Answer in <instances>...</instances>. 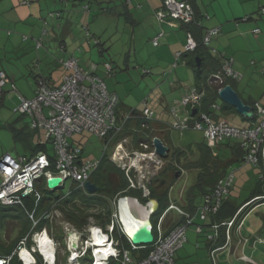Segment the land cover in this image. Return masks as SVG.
<instances>
[{
  "label": "built area",
  "instance_id": "built-area-1",
  "mask_svg": "<svg viewBox=\"0 0 264 264\" xmlns=\"http://www.w3.org/2000/svg\"><path fill=\"white\" fill-rule=\"evenodd\" d=\"M163 5V8L156 12L157 19L161 22L168 18L177 22H191L194 18L192 6L185 0H164ZM262 10L264 11V8ZM253 32L259 34L260 29L257 28ZM217 33H219L218 28L207 30L204 43L208 44ZM161 35L160 32L153 39L154 45L159 44ZM197 47L196 38L191 32H187L185 50L194 51ZM177 55L180 56L181 52H178ZM233 61V58L225 61L222 73L214 75L216 78L215 83L218 81L220 84L224 81V78L239 75L232 67ZM65 65L74 72L65 77L60 87L52 88L44 78L40 77L37 81L34 97L28 99L19 93L18 102L14 107L15 112L32 118V128H42L46 131V139L53 145L55 159L51 160L45 152H38L30 159L24 156L15 158L11 154H5L0 158V203L5 206L23 207L25 198L33 197L36 202L34 209L27 211V213L34 221V227L39 221L36 210L42 194L38 190L37 184L41 179L45 178L47 185L48 178L61 177L63 181L59 188H64L69 180L73 184H77L78 187L86 188V184L92 181L93 172L99 167L100 160L87 159L84 155L83 145L73 144L70 138L76 133L88 132L103 139L110 133H120L130 117L127 115L123 119V117L118 116L119 98L107 89L106 83L101 77L82 71L73 58L67 60ZM106 68L108 73L112 71L109 64H106ZM9 83H11L12 90L17 91L15 83L8 78L4 71H0V97L5 93L4 86ZM223 86H219L217 92ZM204 96L205 91L199 87H194L186 92L180 102L186 110L185 114L180 113L176 107H173L171 113L174 119L170 123L171 128L180 132L188 130L201 131L210 147H216L218 142L222 140L236 141L244 150V161L255 168H259L260 178L264 179V105L255 102V122L250 126L239 127L224 119H216L215 115L210 112L200 110ZM194 108L197 109L196 114H193ZM210 109L216 113L221 110V105L214 102ZM143 115L151 119L153 111L145 108ZM117 147L120 148L121 144ZM144 147L148 148L147 145ZM117 153L113 154L116 156ZM152 155L155 156V152ZM117 157L122 156L117 155ZM122 161L123 164L120 167L125 171L130 187L145 188V182L148 178L144 172L137 168L136 162L126 163L123 158ZM133 171L138 173L141 182H137ZM234 179V173L228 172L219 178L214 186L205 193L202 204L197 207L194 213L187 212L176 203L171 202L154 226V241L150 244V253L141 259L135 258L136 256L133 255L132 250H138L144 246L130 243V247H126L120 240L121 236L125 234V228L121 220L122 201L129 200L139 205V200L128 196L119 197L113 203L114 209L110 223L105 229L96 223H91L86 227L81 237L78 234L76 235L73 242L71 240L73 231L67 233L66 246L69 251H73V262L81 264L80 259L90 252L92 260H89V264H109L112 259L119 261L120 264H176L175 254L188 241L187 231L189 226L195 225L198 234L205 231L206 222L211 215H215L222 207L234 184ZM130 202H126V204H130ZM147 207L150 210V216L153 215L155 211L152 209V201L147 203ZM170 211H175L184 217L185 221L176 225L167 233L164 227V219ZM238 214L239 212L227 221L211 225L210 228L215 232L207 235L208 240L215 241L219 237L221 227L226 226V236L229 242L230 229L235 225ZM42 216L44 219H52L53 211H47ZM198 219L203 220L205 223H197ZM34 227L31 236L35 244L28 247L27 237L21 241L18 248L20 261L22 264H37L34 255L39 252L41 264H56V251L61 243L50 235L46 228L38 231ZM43 234L48 236L49 243L45 245L48 246L45 249L53 251L51 257L46 256L38 243L40 236ZM73 234L76 233L73 232ZM98 234L106 237L102 246L105 252L100 250L101 246L96 245ZM116 234L120 238H117ZM68 237L70 239L67 241ZM24 249L32 255V262L23 258L22 251ZM218 250L220 249L213 250L212 254ZM9 260L10 258L5 259V264H9Z\"/></svg>",
  "mask_w": 264,
  "mask_h": 264
},
{
  "label": "rangeland",
  "instance_id": "rangeland-1",
  "mask_svg": "<svg viewBox=\"0 0 264 264\" xmlns=\"http://www.w3.org/2000/svg\"><path fill=\"white\" fill-rule=\"evenodd\" d=\"M31 2L32 5L36 7L38 6V4H40L41 8L38 12L37 11L35 12V17H31L30 21H28L26 24L30 26L34 24L38 25L39 38L41 37L43 30L45 29L46 31H48V33L42 36L44 41H48L52 37H56L58 41H63V39L66 38L64 37L63 29H58L57 26L60 25V23L64 24L67 20H70L72 22V24H70L71 34L67 37H70V39L73 40V27H76L77 36L80 39H82L83 42L86 40L85 30L83 29L84 24H80V22L82 21L80 17H82L83 14L88 15L87 12H84V6L89 3V0H31ZM143 2H144L143 0H139V2L137 3L143 4ZM161 2L163 7V0H161ZM73 3L75 4V8H74L75 11L72 10ZM225 3L226 0H219V2L217 0L215 2H213V0H206L202 5V10L204 11V13H208L210 17L213 16V11H216L217 15L221 19H223V21H225L227 19V17L225 16L226 11H222V8H219L220 5L225 6L226 5ZM0 4H3L0 6H2V9H4V7L8 4H9L8 7H10L11 1L2 0ZM68 7H70L71 9H68ZM261 7L262 6H259L257 10H254L256 12H253V16L258 17L257 19L260 20L259 22L260 25H264V14L261 16L258 15L259 10L261 12ZM132 8L133 11L136 13V8L135 7ZM57 11L62 12L61 17L49 16L51 12L58 13ZM91 13L92 14L90 17V23H85V24H89V29H90L89 31H91V33L95 37H99L103 42V45L106 44V47L107 46L109 47L108 50L106 48V55H102L103 58L97 57L95 62H100V61L103 62L105 60H108L113 64L115 74L119 72L121 69L124 70V72L126 73L128 72L130 77V84L133 87L132 95H133V101L135 107L138 108L139 110L143 109L145 107L143 100L146 98H150L148 106L153 109H155V107L158 106V109H160L159 111L158 110H156V112L154 111L155 113L154 119L155 118L157 119V116L160 115L159 116L160 119L164 120L165 122L172 123L174 117L171 111L168 110H171L173 108L172 107L170 109L174 101L173 100H172L173 102L169 101L171 97L169 96V94H172L174 91V95L179 96L182 91V88L178 87L177 89L176 86H174L175 87L174 90L171 91L169 84L171 85V83L174 82L175 80L178 81L180 80V84H179L180 86L193 84L194 81L196 80V74L194 72V68H192V66L187 65L186 67L184 66L181 70H176V68L180 65L178 64L177 67L174 68L171 73H169L174 63L167 66L166 68L159 67L158 65H147V61L145 60H149L150 62L151 61L158 62V60L164 61L163 57H157L155 53H157L158 51L159 52L165 51L168 48V46H170V43L167 42V37H162L161 45L157 47L152 44L151 41L152 36L143 35L145 34L144 28L139 29L137 26H134L129 22H125L124 20H122V22H120L121 24H119L117 18L113 17L111 14L108 15L105 13H100L97 12V10L95 9H92ZM246 16L247 15H243L240 16L239 18H234L233 20H229V22H231L233 26L230 28V31H232V33L229 35L224 30L219 35L214 36L211 42L209 43V45L211 44L210 47H212L216 51L225 52L228 55L233 56L235 60L233 68L236 71L240 72V74L243 76L242 79L237 84V90L245 97V99L246 98L248 99L249 96H252L253 98H256L257 101L264 103L263 101L264 74L261 73L264 69L263 66L264 43L263 45L261 43V39L263 36L260 35L259 37H256L254 34L251 33V31L245 33L242 28H239L240 25H244L247 23V21H243V19L246 18ZM4 20L5 19H3L2 15L0 14V22L3 23V26L0 27V29L3 32V34H5L6 38H9V36H7L8 31L13 30L14 25H11L12 23L10 20L9 21L7 20L4 21ZM83 22H87L85 18ZM209 28H212V25ZM233 28L236 30H234ZM141 32H143V34H141ZM75 35H76V31H75ZM112 35H113V39L111 40ZM137 35L138 36L141 35L143 37L142 38L143 42H142V47L140 49H137L136 52V50L134 51V46H135L134 37ZM218 39L219 41H217ZM218 42L220 46H215V43ZM212 44H214V46ZM91 46L90 47L93 48V50L96 51L99 50V47L97 45H93L92 43ZM226 49L230 50L231 52ZM235 51L239 52L238 56L235 55ZM109 52L111 55L109 54ZM129 52H131L130 58L132 59L129 60L131 64H129L128 62L126 63L124 62L125 59L124 57H126ZM135 52L136 55L134 54ZM1 53L2 54L5 53L3 47H0V54ZM9 54L11 55V53ZM80 54H81L80 56L81 60L84 58L90 59L89 54L85 52ZM135 57H137L138 59H136ZM93 59L94 58H92L91 60L93 61ZM136 60H138V63L136 62ZM8 61L12 62L14 60L13 59L11 60V58H9ZM17 61L20 62V59H17ZM140 62H143V64H139ZM2 65L4 67L6 66L7 68H9L8 62H6V60L4 61V59H3V64L2 62H0V68H2ZM34 68L35 67L31 69L33 70L32 74L26 72L24 76L20 75V79L17 83L19 88L25 86L23 82L27 83V85L30 86L27 80L32 81L33 74L38 73L37 69ZM144 69L150 70L151 73L144 74L143 73ZM206 73L207 70L203 72V75L205 76ZM115 74L113 76H115ZM111 77L106 76L108 80L111 79ZM7 89L8 88L6 87L4 90L8 91ZM153 91H157V94H154L152 96ZM162 93L167 98L164 100V102H160L159 99L160 96H162ZM13 95L14 94L8 95V93L6 92L4 97H0V156L2 154L4 155L6 153H11L12 156L18 158L19 155H24L26 150V143L21 140H16V138L14 137L13 130H11V128L12 125L22 124V122L24 124L25 122L27 124H31V118L28 116H21L20 114L14 111V106L17 103V94L15 95V97L12 98ZM153 100L154 102L152 103ZM217 102L220 105H222L221 99H218ZM160 104H162L163 106L159 107ZM173 105L176 106V108L181 112L182 104L179 105L178 103ZM165 106L168 107V110H164ZM218 114L221 116V118L227 120L232 125L239 127L250 125L249 121L244 120L243 117L238 112H235L232 109H228V108L226 109L223 107L221 111H218ZM20 117H22L23 119L18 121ZM136 123L137 122H135V124L132 125V128L137 127ZM169 131H170L169 137L171 138L170 139L171 141L167 140L168 143L167 145H169V147L173 150L175 149L173 146L185 148L189 145H193L194 146L193 148L195 149L196 143H202L204 141L203 132L198 130H188L185 132H180L171 129ZM70 140L73 142V144L83 145L84 154L86 157L99 158L101 157L102 152L106 148V143L102 139L88 132H84L82 134L76 133L73 135L72 138H70ZM119 144H121L120 148L117 147ZM234 144H235L234 141H228V140L219 141L218 146L214 147L212 150V153L216 157L214 155L210 156L208 163L211 165H216L217 170L215 171L218 174L220 173L219 171L223 168L226 169L228 173H234L235 179H234L233 188L230 192V196L235 198L236 201H238V203H243L248 198H250L253 192V186L257 177L259 176L258 173L259 170L255 169L253 165L246 163L244 161L241 151H240L241 153L239 152L238 154L233 155V151L231 147H233ZM49 147L51 150H53L51 143L49 144ZM111 148L110 147L108 148L109 150L112 151L110 156L118 166L120 165L122 166L123 164L122 158L126 163L136 162L137 168L146 174L148 180H150V178L156 175H160L162 167L168 165L169 162H173L177 166H179L180 168L177 169V171L178 172L181 171V172L179 173L178 177L174 178L173 173L170 172L167 173V175L164 178L168 179L170 185L173 184V187L170 191V196L172 201L176 202L180 206L185 205L187 201V192L196 183V177L199 172L198 167L197 168L193 166L187 167L188 163L184 165L181 163L178 164L177 163L178 161L173 160L172 157L164 158L157 155L156 157H154L152 153H154L155 150L151 146L148 149L137 148L134 145L131 137H125L124 139L120 140L115 146H111ZM117 151L119 152L117 153ZM144 151L145 152L149 151V153H147L148 155H144L142 153ZM113 153H117L116 156ZM117 155H122V157H120L121 159L117 157ZM151 159L155 161L153 162L151 161ZM192 159L193 157L191 156L190 160ZM221 161L225 163L228 162L227 167L224 166ZM183 163L185 162L183 161ZM142 164L145 165L146 167H143ZM177 166L175 168H177ZM182 166H184V168ZM140 177H142V175H140ZM71 189H72V182L69 180L66 182L64 188L55 190L62 195L59 196L58 201L56 203L60 204V202L64 200L63 195L66 196ZM144 192H145V196L146 194H149V192L146 190ZM157 192L160 193L161 191L159 190ZM195 193H196L197 204L200 206L203 202V198L200 197L199 191H196ZM142 203L145 204L144 202ZM258 206H259L258 208L260 207L261 208L257 210L255 213H253L251 217L246 218L245 222H243V224H245L243 227L244 234L247 233L246 231L248 227L252 229H256L258 226L263 225L261 218L262 216H264V203H261ZM249 208L250 207H248L247 210H249ZM64 218H65L64 213L62 211L60 210L53 211V217H52V221L54 224L53 231L57 232V229L61 227L65 235L64 236L65 241L68 232L73 231L74 233H76L75 235L78 234L79 237H81L82 234H84L86 227L84 229H78L72 223L66 221ZM170 218L173 219L174 217L171 215ZM90 220L91 222H94L93 221L94 219L90 218ZM197 223L203 224L205 222L201 219H198ZM17 226H19V223L17 222H8V224L4 222V224L0 226V238L3 239L2 241L5 242L12 239L13 233L15 232ZM214 232L215 231L210 227H205V231L201 234H198L196 232L195 225L189 226L187 231L188 241L175 254L176 264H212L213 260L211 257V252L207 248L205 241L206 239L208 240L207 235ZM23 239L24 238H22V240ZM69 239L70 238L68 237L67 241ZM21 241L19 242V244H21ZM31 243H32L31 246L35 244V242L33 241H31ZM125 244L127 245L128 242L125 241ZM27 245H29L28 242ZM141 248L138 249V251H140ZM24 250L22 252H24ZM71 255L72 253L67 249V247L61 244V246H59L57 253L58 264H75L74 262H71L72 261ZM216 257H217L216 260H218L219 262L223 260L221 252L216 253ZM230 258L233 259V261H230ZM225 262L226 264H244L241 263L239 259H237V257L232 255H229V258L225 260ZM110 264H120V262L112 259Z\"/></svg>",
  "mask_w": 264,
  "mask_h": 264
},
{
  "label": "trees",
  "instance_id": "trees-1",
  "mask_svg": "<svg viewBox=\"0 0 264 264\" xmlns=\"http://www.w3.org/2000/svg\"><path fill=\"white\" fill-rule=\"evenodd\" d=\"M1 1L2 0H0V2ZM119 1L124 7L129 8V5L131 3H133L134 0H119ZM185 1L192 6V8L194 10V18L191 22L180 21L179 23L183 26V28L186 31V40H187V32H191L198 42V47L194 51H186L185 45H184V48L182 49V51H178V52H181L180 56L177 55L178 52L175 53L176 62H174V65H173V67L169 73H171L172 70L177 67V65L179 64V61L182 57H184V56L191 57L189 64H190V66H192V68H194V72L196 74V87H199L200 89H203L205 91L203 105H202V108L200 110L205 111V112H210V113L215 115V113L212 112L210 108H211V105L214 102H216L219 98L218 94H217V88L221 85L231 84L237 90V84L242 79L243 76L240 74V72L236 71L233 68L234 71L239 74L237 77L230 76V77H227L226 79L223 77L224 81H222L220 84L218 81H217V83L214 82V81H216V78L214 75L221 74L225 61L233 58V56L224 54L222 56V59H223L222 62L214 59V57L211 55V52L208 49L209 43L211 41L208 44H205L204 43V36L206 34V31L209 29H213V28L219 29V33H217L215 36L219 35L221 33L220 32L221 30L219 27L207 28L204 25H202L201 19L202 18L208 19L209 18L208 15H201L200 14L199 7L197 6L196 0H185ZM112 2H114V1L113 0H102V1L89 0V3L84 6V12L91 13L92 9H95V10H97V12H100V13H105L108 15L112 14L116 11L115 6L114 7L109 6V4ZM27 3H29V1H27ZM163 3H164V0H163ZM137 6H138V4H137ZM161 8H163V7L161 6L159 9H161ZM263 8H264V5L261 7V12H260V10L258 12L259 16L264 14V11L262 10ZM159 9H157V10H159ZM157 10L155 11V15H156ZM122 14H123V16H126L127 14H129V12L126 11V12H123ZM49 16L50 17H56V16L61 17L62 12H58V13L51 12L49 14ZM156 18H157V15H156ZM127 19H129V18H127ZM250 19H251V15H247L246 18L243 19V21H249ZM167 20H170V18H168ZM129 21H132V20H127V22H129ZM238 21H239V19H238ZM83 29L85 30V34H86L85 35V38H86L85 43H87V45H92V43H93V45H97L99 47V52L101 53V55H104V53L106 52V48L104 47L101 39L99 37H95L91 33V31H89L90 30L89 24H84ZM45 32H46V30H45ZM260 32H261V30H260ZM155 37L156 36H154L151 40L152 44H153V39ZM37 42H38V45H41L40 44L41 42H39V41H37ZM185 44H186V42H185ZM160 45H161V43L159 42L158 45H154V46L158 47ZM61 49L62 50L66 49L65 44H62ZM76 52L77 53L70 54L66 59L60 60L61 65L67 71L66 75L64 76V79L66 76L71 75L72 72H74V70L68 69L65 65V62L67 60H69L70 58H73L77 61L78 67L82 71H84L86 73H92V74H95V75L101 77L104 80V82L106 83L107 89L110 92L115 93L108 88V85L106 82V76L111 77L115 74L113 64L111 62H109L108 60H105V61L99 62V63L94 61L91 63L89 68H85L81 65L80 58L78 56V54L82 53L81 46H78L76 48ZM196 57H199L201 59V65L200 66H197ZM233 60H234V58H233ZM234 61H233L232 67L234 65ZM106 64H109L112 67V71L110 73H108V71H107ZM99 65H102L104 70H105L104 76L100 75L98 72ZM205 70H207V73L204 76L203 72ZM1 71H4L6 73L5 70H1ZM143 73L144 74H150L151 72L148 69H144ZM261 73L264 74V69ZM40 77L44 78L45 81H47L49 86L52 88L60 87L62 85V83L64 82V79H63V82L60 85L53 86L50 82V79L38 71L37 77L35 78V81H36L35 92L37 89V81ZM8 78H9V76H8ZM115 94L119 98V103H118V107H117L118 116L123 117V119H124L125 116H121V114L119 112L120 97L117 93H115ZM243 100L250 105L254 104V101H252V100L250 101L249 99H245V98H243ZM17 102H18V97H17ZM146 102H147V98L144 100L143 103L146 104ZM221 107H222V109L224 107L226 109L227 108L232 109L235 112H237L234 107H232V106H230L224 102H222ZM145 108H148V107H145ZM150 110H152V109H150ZM143 111H142V113L141 112L138 113V111L136 109H132L130 111V113L128 114L130 117L127 120V122L125 123V126H124L125 128L120 133H117V134H111L110 133L108 136H106L105 138L102 139L106 143V148L102 152L101 157H99V158L86 157L87 159H92V160L98 159V160H100L99 167L97 168V170H95L93 172V174L91 176V180H92L91 182L96 184L98 187L95 192L90 193L86 188L78 187L77 184L72 183V189L70 190V193L66 196L63 195L64 200H62V202H60V204H57L56 202L58 201V198L61 194H59L58 191L48 189L47 185H46V179L45 178L41 179L37 184V188L41 192L42 195H41L40 203L38 204V207L36 210L37 211L36 215H37V218L39 219V221L35 227H34V221L29 217V215L27 213V211H32L34 209L36 202L33 199V197H30V196L26 197L23 207H21V206H5V205H2L0 203V226H2L4 224V222H6L7 224H8V222L19 223V226L16 227V230L13 233L12 239L9 238L10 239L9 241L4 242V241H2L3 239L0 238V257H4V258H6V260L8 258H10L9 264H22V262L20 261L19 256L16 253V251L20 245L19 242L22 240V238H25V237L28 238V241H27L29 243L28 246L31 247V244H32L31 243V241H32L31 240V234H32V231H34L33 227L35 228V230H39V231L42 230L43 228H46L49 231L50 235H52L61 244L65 245V240H64L65 235H64V232L61 229V227H59L57 229V232L53 231L54 224H53L52 219H50V218L44 219L42 216L45 212L50 211V210L62 211L64 213V217H65L64 219L66 221L72 223L78 229H84L85 227H87L91 223L90 218L94 219L93 221L96 224L102 226L105 229L107 227V225L110 223L111 214H112L113 209H114L113 203L119 197L132 196V197H136V198L140 199L144 203H146L148 201V198H154V199H157L160 203L159 210L153 216L154 222L155 223L157 222L159 217L162 215V213L168 208V206L172 202V199L170 196V191L173 187V184L170 185L168 182V179H166L164 177L167 175V173H170V172L173 173L174 178L178 177L177 174H179L181 171L178 172L177 169H179L180 167L177 166L173 162H169L168 165H165L162 167L160 175H156V176L150 178V180H147L145 182V185H146L145 188H142V187L141 188H139V187L132 188V187H130L129 179H128L127 175L125 174V171L122 170V168L120 166H118L112 160V158L110 156L112 153L111 146H115L120 140L124 139L125 137H131L134 145L140 149H143V148L145 149V147H144L145 145H147L148 147L153 146V139H154V137H156V134H155L156 132L153 131L152 120L154 119L155 113L152 110L153 111V117L151 119H148L143 115ZM21 116H26V115H21ZM28 117H30V116H28ZM243 119L246 121H249L250 124L253 123L255 120L254 118L253 119H246L245 117H243ZM132 121L137 122L136 123L137 127L131 128L130 124ZM31 127H32V118H31ZM12 129H13V127H12ZM33 129H42V128H33ZM13 131H14L13 132L14 137L16 139L21 138L20 136H21V133H23L22 132L23 130H13ZM45 133H46V131H45ZM167 136H168L167 138L170 140L171 138L169 137V135H167ZM49 143H51V142L46 139L45 148L40 147L39 149H35V151L30 156L33 157L38 152H45L51 158V160H54L55 159L54 148H53V153H48L47 148H46L47 144H49ZM109 147L111 148V150L108 149ZM173 147L175 148L174 150L169 147V152H168L167 156H165L166 158L172 157L173 160L178 161L177 162L178 164L181 163L184 165V164L188 163L187 167L193 166V167L199 168V172H198L197 177H196V183L187 192V201H186L185 205L180 206L179 204L176 203L177 205L182 207L185 211L190 212V213H194L195 210L197 209V207L199 206L196 202L197 199H196V193L195 192L199 191V194L202 197L218 181V179L221 178L225 174L226 169H224V168L221 169L219 171L220 173L218 174L215 171V170H217L216 165H211L208 163L209 157L213 156L214 154L212 153V149L208 146V144L205 140L202 143H196L195 149L193 148L194 147L193 145H189L185 148H180V147H175V146H173ZM232 151H233V155H236L241 151L242 155L244 156V150H242V148L239 146V143H235L233 145ZM6 154H10V153H6ZM30 156H24V157H26L27 159H30L31 158ZM191 156L193 157L192 160H190ZM183 161L185 163H183ZM221 162L223 163L224 166L227 167L228 162L227 163H225L223 161H221ZM175 165L177 166V168H175L176 167ZM182 167L184 168V166H182ZM255 169H258L259 170L258 173H260L259 168H255ZM133 175L136 176L137 182L138 181L141 182V180L139 179L138 173L133 171ZM145 190H147L149 192V194L147 196H145V192H144ZM159 190L161 191L160 193L157 192ZM229 195H230V193H229ZM228 196L225 198L223 205L220 208V210L215 215H211L209 217V222L206 223L207 227H210L214 223H221V222H224V221L232 218L234 216V214L243 205L252 201L253 199H255L258 196L259 197L262 196V198H259V199H260V201L264 202V179L260 178V175L257 177V179L254 183V186H253V192H252L250 198H248L244 203L239 204V203H237V201H235V199H233L231 197L228 198ZM257 200L258 199L254 200L252 203H250L247 206V208L249 206H251ZM247 208L243 209V211L241 212L242 213L241 219L248 212ZM171 213H173V212H170L167 215V218L164 222V227L166 228L167 233L170 230H172L176 225L184 223V221H185L184 217L180 216L179 214H178L179 217H175L173 219L170 218L172 215ZM123 239H124L123 240L124 245L126 247H130L128 239L125 237ZM125 241L128 242L127 245L125 244ZM205 242H206L207 248L211 252V257L213 260L212 264H218V262L216 260V256H215L216 252L214 254H212V252L215 249H220L217 252L227 249V247L224 248L226 246V242H227L226 228L221 227L220 236L218 238H216L215 241L211 242V241L206 239ZM221 248H224V249H221ZM150 251H151V246L147 245V246H144L143 248H141L140 251L132 250V253L134 256H136L135 258L141 259L143 257H146L150 253ZM37 257L39 259L37 264H41V261H40L41 256L37 255ZM80 260H81L82 264H87V261H89L90 258L88 257V255H86V256L82 257ZM56 264H58V258H57Z\"/></svg>",
  "mask_w": 264,
  "mask_h": 264
},
{
  "label": "crops",
  "instance_id": "crops-1",
  "mask_svg": "<svg viewBox=\"0 0 264 264\" xmlns=\"http://www.w3.org/2000/svg\"><path fill=\"white\" fill-rule=\"evenodd\" d=\"M10 1H11L10 7H8L9 4L6 5L4 9H2V6H0V14L2 15L3 19L7 21L10 20L12 23L11 25H14V29L11 31H8L7 36H9V38H6L5 34H3V32L0 29V47H3L5 50L4 54L2 53L0 54V62H2L3 64V59H4V61L6 60V62H8L9 64V68H7L6 66L4 67L2 65V68H0V71L5 70L9 78L15 83L17 87V91H13L11 88V83L4 86V89L6 87L8 88L7 89L8 91L4 90L5 93L7 92L8 95L14 94L12 98L15 97L16 94L18 97L19 93L24 95L27 98L34 97L35 83H36L35 78L37 77L38 73L33 74V80L30 78L32 81L27 80L30 86H28L27 83L23 82L25 86H23L22 88H19L17 84L20 79V75L24 76L26 72L32 74L33 70L31 69H33V67H35L37 71H39L43 75L47 76L50 79V82L53 86L60 85L63 82L64 76L67 73L65 68L61 65L60 60L66 59L72 53H77L76 48L78 46H81V48L83 49V52L90 55L89 56L90 59H85V58L82 60L80 59L81 65L85 68H89L91 63L96 61L97 57L103 58L99 50L98 51L93 50V48H91L92 47L91 45H87L85 41L83 42V40L77 36L76 27H73V40L70 39V37H67L71 34L70 24H72V22L70 20H67L64 24L60 23V25L57 26L58 29H63L64 37H66L65 39H63V41H58L56 37H52L51 38L52 40L50 39L48 41H44L42 36L48 33V31L45 32V29L43 30L41 37L39 38L38 37L39 35L38 25L34 24L30 26V25H27L26 23L30 21L31 17H35V12L36 11L38 12L40 10L41 5L38 4L37 7L33 6L31 0H10ZM27 1H29V3H27ZM98 1H102V0H98ZM113 1L114 2L110 3L109 6H113V7L115 6L116 11L112 13L111 15L117 18L119 24H121L120 22H122V20H124L125 22H127V20H132V21H129V23L133 24L134 26H137L139 29L144 28L145 34H143V32H141V34L152 36L151 39L154 36H157L161 32L162 35L159 38L160 43H161L162 37H167V42L170 43V46H168V48L165 51H160V52L158 51L157 53H155L157 57H163L164 61L158 60V62L157 61L150 62L149 60H145L147 61V65H158L159 67L166 68L167 66L176 62L175 53H177L178 51H182V49L184 48V45L186 42V31L183 28V26L177 21L165 20L161 22L156 18L155 11L162 6L161 0H143L144 1L143 4L137 3L139 2V0H134L133 3L129 5V8L124 7L120 3L119 0H113ZM205 1L206 0H196L197 6L199 7L200 14L208 15L209 17L208 19H205V18L201 19L202 25H204L207 28H209L211 25H212V28L219 27L221 30L220 32H223L225 30L230 35L232 33V31H230V28L233 26L231 22H229V20H233L234 18H239L240 16L250 14L252 16L249 22L247 21L246 24L240 25L239 28H242L245 33L248 31H251V33L254 34L256 37H259L260 35H262L263 37L261 39V43L263 45L264 25H260L259 23L260 20L257 19L258 17L253 16V12H256L254 10H257L259 6L264 5V0H226L225 6L223 5L219 6V8H222V11H226L225 16L227 17V19L225 21H223V19H221L217 15L216 11H213L212 17H210L208 13H204V11L202 10V5L204 4ZM215 1L216 0H213V2ZM217 1L219 2V0ZM137 4L139 7L137 6ZM0 5H3V4H0ZM131 5H134V6H131ZM132 7L136 8V13L133 11ZM72 8H73L72 10L75 11L74 3H73ZM68 9H71V8L68 7ZM126 11H128L129 14H127L126 16H123L122 13ZM87 14L88 15L83 14L82 17H80L82 20L80 24L90 23V17L92 13H87ZM84 18L86 19L87 22H83ZM2 26H3V23L0 22V27ZM257 28H259L261 32L259 34L253 33V31ZM75 31H76V35H75ZM142 38L143 37L141 35L139 36L137 35L134 37V40H135L134 51L136 50L137 52V49H140L142 47V42H143ZM112 39H113V35L111 37V40ZM37 41L41 42L40 43L41 45H38ZM217 41H219V39ZM62 44H65L66 46L65 50L61 49ZM210 45L208 46V49L211 52V55L214 57V59L222 62L223 61L222 56L227 53L216 51L215 49L210 47ZM212 45L214 46V44ZM215 46H220L219 42L215 43ZM104 47L107 48V50L109 48L108 46L106 47V44L104 45ZM136 52L134 53L135 55H136ZM9 53H11V55ZM238 53H239L238 51H235V55L238 56ZM130 54L131 52H129L127 56L124 57L125 63L128 62L129 64H131L129 61L130 59H132L130 58ZM104 55H106V52L104 53ZM78 56L80 58L81 54H78ZM9 58H11V60L13 59L14 61L9 62L8 61ZM92 58H94L93 61L91 60ZM135 58L138 59L137 57ZM17 59H20V62L17 61ZM190 59L191 57L189 56L182 57L179 61L180 65L176 68V70H181L184 66L186 67L187 65L190 66L189 64ZM136 62L138 63V60H136ZM139 64H143V62H140ZM128 66H131V65H128ZM121 70L117 72L115 76L111 77V79L108 80L106 78L108 88L111 91L117 93L120 97L119 112L121 116H127L132 109H136L138 113L140 112L142 113L145 107H148L155 112L156 110L159 111L160 109H158V106H156L155 109L148 106L150 98H147V102L146 104L144 103L145 107L143 109L139 110L138 108L135 107L134 101H133V95H132L133 87L130 84L129 74L128 72L126 73L124 72V70L122 71ZM98 72L100 75L104 76L105 70L102 65H99ZM179 84H180V80L179 81L175 80L174 82L171 83V85L169 84L171 91L174 90L175 88L174 86H176L177 89L178 87L182 88V91L179 96H175L174 91L172 94H169V96H171L169 101L173 100L174 101L173 104L179 103L180 105V101L182 100L181 97H183L184 94L188 92V90L196 87V80L194 81L193 84H190L191 86L188 84L180 86ZM5 93L2 97L5 96ZM154 94H157V91H153L152 96ZM241 96L245 98L242 94ZM159 99H160V102H164V100L167 98L162 93V96H160ZM248 99L250 101L251 100L254 101V103L260 102V101H257L256 98H253L252 96H249ZM263 101H264V95H263ZM153 102L154 100L152 101V103ZM173 104L170 107V109L172 107H176ZM260 104L264 105V103H261V102ZM160 106H163V105L160 104L159 107ZM181 109L182 110L180 113L185 114L186 110L182 105H181ZM164 110H168V107L165 106ZM168 111H171V110H168ZM159 116H157V119L155 118L152 120V123H153L152 128H153V131L156 132L155 133L156 137L160 138L164 142V144L168 146L169 148V145H167L168 143L166 140L171 141L167 138V135H169L170 133L169 130H171L170 128L171 124L170 122H165L164 120L160 119ZM216 116L218 117V119L221 118V116L218 113L216 114ZM22 119L23 118L20 117L18 121ZM135 122L136 121L131 122L130 124L131 128H132V125L135 124ZM25 124L22 122V124L12 125L13 129L11 128V130H23L22 131L23 133H21V136H20L21 138L16 139V140H21L25 142L26 150H25L24 155H19V156H30L35 151V149H39L40 147L45 148L46 146L45 145L46 144L45 130L44 129H33L31 127V124H27L26 122ZM49 144H47V147H46L47 151L48 153H53V150L50 149ZM2 155L0 156V158L2 157ZM229 197L231 196L229 195L228 198ZM256 198H262V196L260 197L258 196ZM258 201H260V199H258L251 206H249L250 208L248 212L242 217L238 225L235 226L233 230L231 231V234H232L231 242H230L231 251H229L228 248L225 250L219 251L222 253L223 260L220 261L221 263L217 260L218 264H226L225 260L229 258V255L237 257V259H239V261L244 264H264V216H262L261 218L263 222L262 226H258L256 229H252L248 227L246 231L247 233L245 234L243 233V227L245 225L243 224V222H245V219L251 217L253 213H255L257 210L261 208V207L258 208L259 204L264 203L262 201L260 202ZM171 214L173 215L174 218L179 217V215L175 211ZM230 261H233V259L230 258Z\"/></svg>",
  "mask_w": 264,
  "mask_h": 264
},
{
  "label": "water",
  "instance_id": "water-1",
  "mask_svg": "<svg viewBox=\"0 0 264 264\" xmlns=\"http://www.w3.org/2000/svg\"><path fill=\"white\" fill-rule=\"evenodd\" d=\"M197 66L201 65V59L199 57H196ZM219 98L222 100V102L234 107L236 111L246 119H253L254 114V107L248 103H246L239 92L231 85L226 84L224 85L219 91H218ZM196 113V108L193 109V114ZM153 145L155 147V153L160 157L167 156L169 152L168 146L164 144V142L158 138L155 137L153 139ZM179 174H177L178 176ZM63 179L61 177H51L47 179V188L50 190H57L62 183ZM97 185L88 182L86 184V189L93 193L97 190ZM149 199V198H148ZM152 200V209L154 211H157L160 207L159 201L155 199ZM152 225L151 223L149 225L146 224H140L136 227L132 228V230H126V235L129 238V240L134 245H148L151 244L154 241V234L152 232ZM76 245V244H74ZM1 263V261H0Z\"/></svg>",
  "mask_w": 264,
  "mask_h": 264
},
{
  "label": "bare ground",
  "instance_id": "bare-ground-1",
  "mask_svg": "<svg viewBox=\"0 0 264 264\" xmlns=\"http://www.w3.org/2000/svg\"><path fill=\"white\" fill-rule=\"evenodd\" d=\"M126 202H130V201L129 200L122 201V205H121L122 206V208H121L122 209L121 220H122V223H123L124 227L127 230L130 231V230H132V228H134V227H136L137 225H140V224H146V225L150 224V220H149V211L150 210H149V208L145 209L142 206L134 204L133 201H131L130 204L129 203L126 204ZM43 235H41V238L39 239L38 243L41 246V249L45 252L46 256L47 257H51V254H52L53 251L45 249V248L48 247V246H45V245L48 244L49 241H47L48 240L47 235L46 234H43ZM72 239H74V240L76 239V235L75 234L71 235V240ZM105 239H106V237H103L100 234H98V238L96 240V242H97L96 245L101 246L100 250H104L103 252H105V249H102V246L104 245ZM72 242H73V240H72ZM24 256L26 258H28V259L30 258V254H29V252L27 250H24ZM27 261H29V260H27Z\"/></svg>",
  "mask_w": 264,
  "mask_h": 264
},
{
  "label": "clouds",
  "instance_id": "clouds-1",
  "mask_svg": "<svg viewBox=\"0 0 264 264\" xmlns=\"http://www.w3.org/2000/svg\"><path fill=\"white\" fill-rule=\"evenodd\" d=\"M217 94H218V92H217ZM218 97H219V95H218ZM218 99H220V98H218ZM216 102H217V101H216ZM254 104H255V103H254ZM254 104H253L252 106H253L254 109H255ZM221 110H222V107H221ZM221 110H220V111H221ZM196 112H197V109H196ZM214 113H215V112H214ZM217 113H218V112L215 113V118L218 119V117L216 116ZM195 114H196V113H195ZM254 114H255V110H254ZM213 115H214V114H213ZM219 119H223V118H219ZM254 119H255V116H254ZM224 120H225V119H224ZM226 121H227V120H226ZM254 122H255V120H254ZM254 122H253V123H254ZM253 123H251L250 125H252ZM250 125H249V126H250ZM247 126H248V125H247ZM154 138H155V137H154ZM204 140H205V138H204ZM205 141H206V140H205ZM228 141H230V140H228ZM234 142L237 143L236 141H234ZM208 146H209V145H208ZM217 146H218V145H217ZM209 147H210V146H209ZM148 148H149V147H148ZM148 148H146V149H148ZM152 148L155 150L154 145L152 146ZM210 148L213 150L214 147H210ZM154 152H155V151H154ZM142 153H143L144 155H148L147 153H149V151H148V152H145V151H144V152H142ZM155 154H156V153H155ZM156 155H157V154H156ZM156 155H155L154 157H156ZM157 156H158V155H157ZM243 159H244V156H243ZM151 161L154 162L155 160L151 159ZM144 167H146V166L144 165ZM225 173H227V171H226ZM259 175H260V173H259ZM213 186H214V185H213ZM213 186H212V187H213ZM212 187H211V188H212ZM232 188H233V186H232ZM232 188H231V189H232ZM58 189H59V188H58ZM60 189H62V188H60ZM146 191H147V190H146ZM230 192H231V190H230ZM147 195H148V194H146V196H147ZM204 195H205V194H204ZM204 195L202 196V198L204 197ZM228 195H229V194H228ZM124 197H125V196H124ZM128 197H132V196H128ZM134 198H136V197H134ZM151 199H154V198H149L148 201H147L145 204H143L142 202H140L141 200L138 199V200H139V206H142V207H144L145 209H147V208H148V207H147V203H148L149 201H152ZM255 199H256V198H255ZM255 199H253V200H255ZM258 199H259V198H258ZM155 200H157V199H155ZM253 200L250 201V202H248V203H249V204L252 203ZM157 201H158V200H157ZM172 202H174V201H172ZM174 203H176V202H174ZM246 204H247V203H246ZM249 204H248V205H249ZM248 205H246L245 207H243V206H244V205H243V206H242V207H241V208H240V209L234 214V216H235V215L239 212L235 225L230 229V241L228 242V240H227V242H226V246H225L224 248L227 247L229 250H231V246H230V242H231V231L233 230V228H234L235 226L238 225L239 221L241 220V214H242L241 212L243 211V209H246ZM158 210H159V208H158ZM158 210H157V211H158ZM157 211H155V213H156ZM170 212H174V211H170ZM170 212H168V214H169ZM155 213H154V214H155ZM154 214L150 216V213H149V220H150V223H151L152 228H153V229H152L153 234H154V226H155V224H156V223L153 222V216H154ZM168 214H167V215H168ZM177 214H178V213H177ZM167 215H166V217H165V219H164V222H165V220H166V218H167ZM234 216H233V217H234ZM230 219H231V218H230ZM228 220H229V219H228ZM157 221H158V220H157ZM208 221H209V220H208ZM226 221H227V220H226ZM91 223H94V222H91ZM91 223H90V224H91ZM221 223H222V222H221ZM90 224H89V225H90ZM205 225H206V224H205ZM222 227H225V228H226V231H227V227H226V226H222ZM124 228H125V227H124ZM126 230H127V229L125 228V234H124L123 236H121V238L118 236V234H116V237H117V238H120V240H121L122 243H123V240H124L123 238L125 237V238L128 239V242H129V244H130V243H132V242H131V241L129 240V238L127 237V235H126ZM165 230H166V228H165ZM38 231H39V230H38ZM219 234H220V233H219ZM71 235H73V232L71 233ZM31 240L34 242V240L32 239V236H31ZM58 242H59V241H58ZM65 242H66V241H65ZM227 244H228V245H227ZM123 245H124V243H123ZM148 245H150V244H148ZM124 246H125V245H124ZM138 246H147V245H138ZM65 247H67V246H66V243H65ZM18 248H19V247H18ZM18 248H17L16 253H17L18 256H19ZM224 248H223V249H224ZM58 249H59V247H58ZM58 249H57V251H56V260H57V258H58V257H57ZM67 249H68V248H67ZM70 252H71V251H70ZM71 253H72V255H71V260H72V261H71V262H73V251H72ZM216 253H217V252H216ZM37 255H40V253L37 252V253L34 255V258L37 259V263H38V260H39V259H38ZM86 255H88V257L90 258L91 253L89 252V253L86 254ZM86 255H85V256H86ZM5 259H6V258H2V257H0V261H1L0 264H5V262H4ZM19 259H20V257H19ZM90 259H91V258H90ZM91 260H92V259H91ZM56 263H57V262H56ZM81 264H82V263H81ZM87 264H89V261H87ZM109 264H110V263H109Z\"/></svg>",
  "mask_w": 264,
  "mask_h": 264
},
{
  "label": "flooded vegetation",
  "instance_id": "flooded-vegetation-1",
  "mask_svg": "<svg viewBox=\"0 0 264 264\" xmlns=\"http://www.w3.org/2000/svg\"><path fill=\"white\" fill-rule=\"evenodd\" d=\"M44 236V235H43ZM47 238H48V236H47ZM48 241V240H47ZM49 243V242H48ZM30 254V253H29ZM22 256L25 258V259H27V260H30V261H32L33 259V257H32V255L30 254V258L28 259V258H26L25 256H24V252H22ZM2 258H4V257H2Z\"/></svg>",
  "mask_w": 264,
  "mask_h": 264
}]
</instances>
